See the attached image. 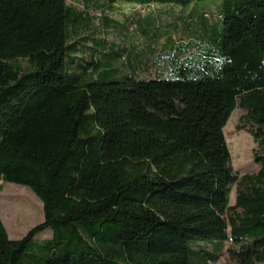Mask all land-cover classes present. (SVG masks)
<instances>
[{"label": "trees", "instance_id": "trees-1", "mask_svg": "<svg viewBox=\"0 0 264 264\" xmlns=\"http://www.w3.org/2000/svg\"><path fill=\"white\" fill-rule=\"evenodd\" d=\"M67 1L0 0V182L44 206L18 241L0 218V264H213L226 243L231 264H264V0H219V54L188 27L186 43L78 45L89 19ZM238 108L260 166L241 179L224 133Z\"/></svg>", "mask_w": 264, "mask_h": 264}, {"label": "rangeland", "instance_id": "rangeland-1", "mask_svg": "<svg viewBox=\"0 0 264 264\" xmlns=\"http://www.w3.org/2000/svg\"><path fill=\"white\" fill-rule=\"evenodd\" d=\"M87 4V1H84ZM67 4L83 13L84 19H89L88 24H82L77 29V34L72 33V40L77 44L84 41L87 47H93V39L107 41V45L116 44L121 47L132 48L140 43L147 44L151 40L150 36L166 32L174 35L177 41L184 43L192 40L187 29L197 30L192 33V37L206 41L212 46L213 54H219L218 42L221 33L214 27L219 21V7L222 2L219 0H196L190 5H137L135 3L119 2L115 5L108 4L105 0H92L87 7L81 0H68ZM105 18H110L113 25L104 23ZM204 16H206L205 19ZM104 18V19H103ZM209 24L212 28L206 27ZM139 25V29L134 26ZM165 39L162 40L164 43ZM141 47V44L139 45ZM106 49V48H105ZM104 49L100 48V52ZM194 49L184 57L193 55ZM68 55L70 52L68 51ZM100 55V59L106 58ZM90 53L87 52L85 59L90 62ZM22 67L28 68V64L21 61ZM123 73H129L124 65V60L117 63ZM140 79L158 78V70L152 68L149 72H139ZM247 113L241 109H236L232 114L225 130L226 141L231 153L232 165L235 172L241 179L243 176H254L259 170L254 161V149L256 147L251 127L245 117ZM0 218L3 222L8 236L11 240L23 239L28 232L44 222V206L40 199L27 187L15 184L0 182ZM238 195V185L232 188L230 196L231 206L236 205ZM53 237V231L47 230L36 237L37 242L49 240ZM230 243H226L216 263L231 264L227 251ZM211 250V247H208Z\"/></svg>", "mask_w": 264, "mask_h": 264}]
</instances>
